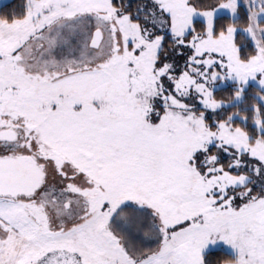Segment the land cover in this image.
I'll list each match as a JSON object with an SVG mask.
<instances>
[{
    "label": "snow or ice",
    "instance_id": "snow-or-ice-1",
    "mask_svg": "<svg viewBox=\"0 0 264 264\" xmlns=\"http://www.w3.org/2000/svg\"><path fill=\"white\" fill-rule=\"evenodd\" d=\"M0 264H264V0L0 15Z\"/></svg>",
    "mask_w": 264,
    "mask_h": 264
},
{
    "label": "trees",
    "instance_id": "trees-1",
    "mask_svg": "<svg viewBox=\"0 0 264 264\" xmlns=\"http://www.w3.org/2000/svg\"><path fill=\"white\" fill-rule=\"evenodd\" d=\"M127 2V1H126ZM24 0H10L0 7V15L10 14L12 12H20L22 10V5ZM132 8L135 9L137 1H132ZM226 22V21H224ZM255 88L251 89L250 92H254ZM230 87L219 88L216 92L218 98H226L230 95Z\"/></svg>",
    "mask_w": 264,
    "mask_h": 264
},
{
    "label": "rangeland",
    "instance_id": "rangeland-1",
    "mask_svg": "<svg viewBox=\"0 0 264 264\" xmlns=\"http://www.w3.org/2000/svg\"><path fill=\"white\" fill-rule=\"evenodd\" d=\"M8 1H10V0H0V7H1L3 4L7 3ZM126 1H127V0H126ZM132 1H137V2H138V0H131V2H132ZM180 63H182V61H180ZM229 84H230V82H228V84L221 83V84L218 86V89H219V88L228 87Z\"/></svg>",
    "mask_w": 264,
    "mask_h": 264
}]
</instances>
